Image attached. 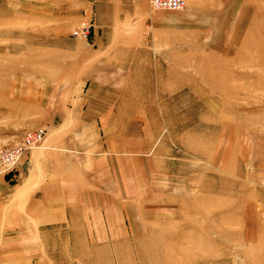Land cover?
Segmentation results:
<instances>
[{
  "label": "rangeland",
  "instance_id": "obj_1",
  "mask_svg": "<svg viewBox=\"0 0 264 264\" xmlns=\"http://www.w3.org/2000/svg\"><path fill=\"white\" fill-rule=\"evenodd\" d=\"M81 1L0 0V264H264V0Z\"/></svg>",
  "mask_w": 264,
  "mask_h": 264
},
{
  "label": "built area",
  "instance_id": "obj_2",
  "mask_svg": "<svg viewBox=\"0 0 264 264\" xmlns=\"http://www.w3.org/2000/svg\"><path fill=\"white\" fill-rule=\"evenodd\" d=\"M150 6L153 10H165V11H183L186 8L185 0H150ZM89 27L83 25L78 31L74 32V36L86 38L88 36ZM41 139L40 134L31 136L28 140L30 142H37ZM20 151V150H19ZM12 152L7 158V161H13L16 153Z\"/></svg>",
  "mask_w": 264,
  "mask_h": 264
},
{
  "label": "crops",
  "instance_id": "obj_3",
  "mask_svg": "<svg viewBox=\"0 0 264 264\" xmlns=\"http://www.w3.org/2000/svg\"><path fill=\"white\" fill-rule=\"evenodd\" d=\"M105 1H108V0H105ZM109 1H112L114 4H117V1L119 2V4H118V8H121L120 7V2L122 1V0H109ZM123 1H130V0H123ZM81 5H82V8L85 10V15L87 14V13H89L90 11V9H91V5H90V3L88 2H86V1H81ZM89 11V12H88ZM92 12V11H91ZM90 12V13H91ZM95 22H96V24L98 25V26H101L103 23H104V19L103 18H101V15H100V10L96 7V9H95ZM112 16V15H111ZM103 19V20H102ZM96 32V31H95ZM95 34H97V32L95 33ZM94 34V35H95ZM96 37H94V39H95ZM97 40V39H96ZM69 60V59H68ZM66 61V69H68V70H70V67H72V69L74 70V72H76V69H77V67L81 64V63H83V61L85 60V59H72L73 61L71 62V61ZM71 65H73V66H71ZM65 69V70H66ZM88 72H87V75L85 74V76L87 77H89V78H93L94 76H95V72H97V71H99V70H101V67L99 66V65H97L96 63L95 64H91L89 67H88ZM80 71H82V70H79V72ZM105 78V82L106 83H108L109 82V79H108V77L107 76H105L104 77ZM105 90L106 91H104V92H106L107 94H111V95H121L122 93L120 92V91H118V92H116V91H112V90H110L109 88H108V86H107V88H105Z\"/></svg>",
  "mask_w": 264,
  "mask_h": 264
},
{
  "label": "bare ground",
  "instance_id": "obj_4",
  "mask_svg": "<svg viewBox=\"0 0 264 264\" xmlns=\"http://www.w3.org/2000/svg\"><path fill=\"white\" fill-rule=\"evenodd\" d=\"M185 3H186V6H187V2H186V0H185ZM160 11V10H159Z\"/></svg>",
  "mask_w": 264,
  "mask_h": 264
}]
</instances>
